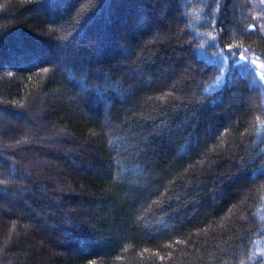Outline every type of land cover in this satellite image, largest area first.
<instances>
[{"label": "trees", "instance_id": "1", "mask_svg": "<svg viewBox=\"0 0 264 264\" xmlns=\"http://www.w3.org/2000/svg\"><path fill=\"white\" fill-rule=\"evenodd\" d=\"M263 73L264 0H0V264H264Z\"/></svg>", "mask_w": 264, "mask_h": 264}, {"label": "rangeland", "instance_id": "2", "mask_svg": "<svg viewBox=\"0 0 264 264\" xmlns=\"http://www.w3.org/2000/svg\"><path fill=\"white\" fill-rule=\"evenodd\" d=\"M252 64H253L257 69H259L261 73L263 72V65H262L261 63H259V62H252ZM263 75H264V73H263ZM217 86H218V84H215L213 88H215V87H217Z\"/></svg>", "mask_w": 264, "mask_h": 264}]
</instances>
